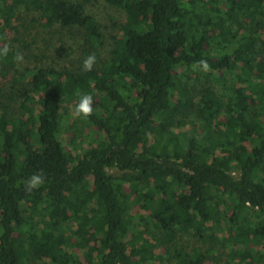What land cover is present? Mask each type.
Masks as SVG:
<instances>
[{
    "label": "trees",
    "instance_id": "1",
    "mask_svg": "<svg viewBox=\"0 0 264 264\" xmlns=\"http://www.w3.org/2000/svg\"><path fill=\"white\" fill-rule=\"evenodd\" d=\"M102 1L126 13L105 57L85 2L0 0V264H264V0ZM30 7L83 31L91 71L10 76L7 30ZM190 106L200 130L173 134ZM73 115L98 128L81 152Z\"/></svg>",
    "mask_w": 264,
    "mask_h": 264
},
{
    "label": "rangeland",
    "instance_id": "2",
    "mask_svg": "<svg viewBox=\"0 0 264 264\" xmlns=\"http://www.w3.org/2000/svg\"><path fill=\"white\" fill-rule=\"evenodd\" d=\"M86 3L88 12L95 15L101 23V29L104 33V49H100L101 54L105 57L111 45V35L115 34V23H123L126 20V13L123 9L109 5L102 0H75ZM19 20H15L13 29H8L12 49H18L19 55L23 59L16 61L15 67L8 69L10 76L15 74V71L25 73L28 69L34 68L37 64L51 66L57 69H75L80 64L84 56L82 50L87 49L84 45V34L79 29L62 28L58 25L53 27L46 26V20L42 19L37 10L32 7L30 9L19 12ZM259 45L261 43L259 42ZM260 47H264L262 44ZM88 56H86L87 58ZM10 76H7L9 79ZM9 83H7L8 89ZM196 84V83H195ZM212 87V84L209 85ZM215 86V85H214ZM219 89V86H215ZM212 90V89H211ZM8 102V101H7ZM185 114L177 115V122L175 127H170L173 134H193L200 130V125L196 115V107H189L183 110ZM10 117L20 115L17 103L9 109ZM75 115V113H74ZM67 118L69 121L66 124L72 126H79L80 131L76 133L74 130L65 133L66 147L72 152H81L82 149L88 148L97 143L98 128L84 127V125L77 121L76 117ZM72 136H74L71 141ZM139 208V207H138ZM181 244L188 249L194 245H199L197 240L192 236L184 235L181 237ZM168 255H166V258ZM222 264V263H220Z\"/></svg>",
    "mask_w": 264,
    "mask_h": 264
},
{
    "label": "clouds",
    "instance_id": "3",
    "mask_svg": "<svg viewBox=\"0 0 264 264\" xmlns=\"http://www.w3.org/2000/svg\"><path fill=\"white\" fill-rule=\"evenodd\" d=\"M9 53V47L6 45L3 48H0V56H6ZM23 57L19 54L15 56V60L17 62L21 61ZM96 62V57L94 55H89L86 59L83 60V70L84 71H91L93 65ZM200 66L204 69H207L208 65L204 62H200ZM93 97L91 95L85 94L79 98V102L76 105L75 113L77 116L88 117L93 112ZM43 183V177L39 174L32 175L28 181L26 182V190L31 191L33 189H37Z\"/></svg>",
    "mask_w": 264,
    "mask_h": 264
}]
</instances>
